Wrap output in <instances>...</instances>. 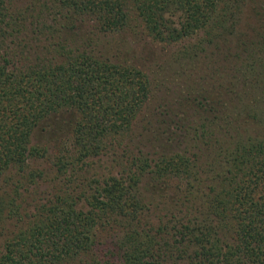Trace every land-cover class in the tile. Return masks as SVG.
Wrapping results in <instances>:
<instances>
[{
	"label": "trees",
	"instance_id": "obj_1",
	"mask_svg": "<svg viewBox=\"0 0 264 264\" xmlns=\"http://www.w3.org/2000/svg\"><path fill=\"white\" fill-rule=\"evenodd\" d=\"M135 25L201 33L169 101L98 40ZM0 224V264H264V0H0Z\"/></svg>",
	"mask_w": 264,
	"mask_h": 264
},
{
	"label": "rangeland",
	"instance_id": "obj_2",
	"mask_svg": "<svg viewBox=\"0 0 264 264\" xmlns=\"http://www.w3.org/2000/svg\"><path fill=\"white\" fill-rule=\"evenodd\" d=\"M246 13L249 4L246 5ZM244 26V22H243ZM78 31L87 36L96 35L87 23H79ZM101 35V36H99ZM98 40L106 47V53L113 59L130 63L145 71L152 82L153 98L151 103L169 101L185 81L180 65L174 61L175 53L185 45L196 42L201 33L182 40L180 43H162L151 39L141 25H135L121 32H100ZM97 37V36H95ZM151 104V105H152ZM74 116L69 111H60L44 120L35 129L32 142L47 146L51 157L63 147L68 146ZM9 226L0 224V244Z\"/></svg>",
	"mask_w": 264,
	"mask_h": 264
}]
</instances>
